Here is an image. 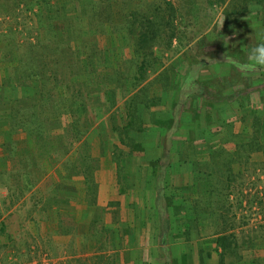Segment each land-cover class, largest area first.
Returning a JSON list of instances; mask_svg holds the SVG:
<instances>
[{
  "label": "rangeland",
  "instance_id": "374dc122",
  "mask_svg": "<svg viewBox=\"0 0 264 264\" xmlns=\"http://www.w3.org/2000/svg\"><path fill=\"white\" fill-rule=\"evenodd\" d=\"M84 1L87 0H0L2 143H9V137L14 135L4 124H7L9 111L18 113V100L22 96L18 83L23 70L19 61L23 57L27 69L34 68L37 74L44 71L39 90L48 88L52 94L50 108L47 111L38 109L35 118V122L44 126V132L49 133L47 148L38 151L37 157L51 149V139L55 138L60 152H67V148L76 140L81 141L78 155L81 159L82 156H89L93 148L100 147L96 132L101 133L100 137L108 135L109 139V129L122 128L125 123L118 114L113 115V107L127 97L123 90H131V86L137 83L135 78H140L139 66L144 61H147L148 70L144 74L145 80L140 82L137 89L154 81L161 68L169 67L165 72L170 75L174 57L178 54L184 56L182 60L189 66L209 62L210 65H201L199 71L193 72L195 77L198 76L197 81L204 82L209 88L224 91L242 88L249 93L264 88V77L260 79V75H257L256 79L252 75L253 70H242L246 62L244 47H252L258 42V35H264L262 6L246 4V0H228L223 5H211L213 0H168L179 10V39L175 38L172 51H167L165 44L159 46L155 42V55L148 51L142 57H136L133 45L139 29L135 30L134 35L119 33L117 38L111 34L106 36L103 33L111 20V15L105 16L106 7L108 4L111 6V22L120 28L132 12L145 11L150 3H161L166 8L165 1L95 0L99 9L93 10L92 14L86 11L87 3ZM94 15L98 16L96 20ZM258 15L259 20L255 19ZM95 28L101 31L97 32ZM231 61L237 63L228 64ZM45 78L50 79L47 87ZM112 84L118 86L116 105L112 104L114 99L109 100L108 96V85ZM110 89H114L113 86ZM141 96L139 99L145 97L142 93ZM261 99L264 101V97ZM74 105L76 108H73ZM77 107L84 110L77 112ZM259 108L263 109L264 106ZM218 110L213 108L209 113L213 119L212 128L218 126ZM97 112L100 116L104 115L102 121L98 120ZM75 122L78 124L75 125ZM250 124L251 120L248 127H251ZM248 131L252 133V130ZM118 135L121 137L119 130ZM14 137L25 139L24 134ZM231 138L234 143L230 149L232 151L224 149L226 160L221 159L219 163L215 161L216 158L212 159L215 169L211 171L212 177L209 179L213 183L211 187L215 188V200L227 201V210L223 212L226 222L220 219L223 221H220L223 225L221 231H224V235H235L228 249L224 252L221 250L220 255H224V260L219 255L215 264H264V152L262 147L259 150L247 147L239 152L237 138ZM112 139L115 140L113 136ZM2 150L4 156L6 154L8 157L9 169L0 164V211L10 215L6 224L3 216L0 220V264H67L71 253L64 248L62 234L66 228L63 219H59V224L56 222V227L51 225L54 210L58 212L63 204L59 192L64 189L65 182L57 183V180H72L85 167H88V174L93 179L92 167L82 160L71 165L72 171L66 166L64 170L67 173L53 175L56 181L54 177L47 178L39 192L36 188L42 180L40 175L35 174V163L30 165L31 168L26 163L21 170L19 162L16 161L17 167L11 163L18 157ZM20 151L29 156L24 144ZM39 158L40 169L43 168L44 158ZM195 166L200 168L202 178H208L210 171L205 172L202 166ZM35 179L39 180L36 186ZM2 193L6 196L2 197ZM39 206L40 213L37 211ZM214 211L218 215L222 213L217 208ZM192 261L189 260L190 263ZM206 262L212 264L209 260Z\"/></svg>",
  "mask_w": 264,
  "mask_h": 264
},
{
  "label": "crops",
  "instance_id": "0c3cea01",
  "mask_svg": "<svg viewBox=\"0 0 264 264\" xmlns=\"http://www.w3.org/2000/svg\"><path fill=\"white\" fill-rule=\"evenodd\" d=\"M183 57L179 54L174 57L170 75L165 72L169 67L161 68L154 81L137 91L127 93L128 89L123 90L127 97L120 101L121 105L115 104L113 115L118 114L124 126H117L114 131L109 129V139L108 135L100 137L101 133L96 132L100 147L95 150L93 148L89 156L84 154L86 156L81 159L78 157L81 141H76L67 148V154L61 160H46L43 168L37 169L42 181L36 189L40 192L46 179L65 173L66 166L72 171L71 165L82 160L92 167L93 179L88 174V167H85L79 171V176L70 181L57 180V183L65 182L64 189L59 192L63 204L58 212H52L54 221L51 225L56 227L59 219H63L66 228L62 234L64 248L71 253L69 264H201V256L207 257L208 249L212 250L213 255V260L209 262L215 264L218 259L221 249L217 253L216 244L203 243L224 235L221 231V214H216L214 210L205 213L201 209H191L194 202L216 197L210 196L211 193L207 191L213 183L209 178H202L200 168L195 165L209 172L215 169L212 159L216 158L218 163L221 159L226 160L224 149L232 151L230 149L234 143L231 137L245 131L249 120L243 125L245 110H239L237 101L233 102L235 99H232L233 92L242 91V88L224 91L230 101L220 105L215 88L197 81L198 76L195 77L193 73L194 70L199 71L200 63L189 66L183 62ZM112 86L114 88L117 85H108V88ZM260 88L251 92V104L256 108L264 106L260 97L264 88ZM141 89L148 92L143 99L157 98V105H152L148 110L141 109L145 119L144 131L133 130L129 135L122 134L130 121L126 113L127 103L135 96H138L136 99L142 98ZM35 91V99L38 101L39 85L35 86ZM243 94L248 95L249 91L244 90ZM108 96L109 100L114 99L111 94ZM238 100L241 102V98ZM99 104L104 106L103 103ZM213 108L220 110L217 128H212L211 124L213 119L209 113ZM98 112V120L102 121L104 115L100 116ZM154 118L160 121L159 126L153 124ZM122 139L125 140L124 144ZM3 144L0 139V164L8 170ZM74 146L75 149H72ZM195 185L196 191L193 190ZM5 196L2 193V197ZM171 197H174L177 204L184 205L180 207L183 214L187 209L193 217L206 218V222L199 228L197 224L194 225V239L188 243H174V238L169 234L178 230L173 232L172 227L166 228L170 213L171 217L173 214V210L166 207ZM37 211L40 213L41 206ZM4 214V211H0V220L3 216L6 224L10 213ZM216 218L220 221L217 222ZM179 231L183 230L180 228ZM189 260H193L192 263Z\"/></svg>",
  "mask_w": 264,
  "mask_h": 264
},
{
  "label": "trees",
  "instance_id": "16d2710c",
  "mask_svg": "<svg viewBox=\"0 0 264 264\" xmlns=\"http://www.w3.org/2000/svg\"><path fill=\"white\" fill-rule=\"evenodd\" d=\"M107 1V0H106ZM105 1V2H106ZM161 1V0H160ZM166 4V8H163L161 3H153L149 4L148 9H145V11L137 10L129 14L127 17V21L124 22L123 26H120V28L115 27L116 23L111 22L112 20V11H110L111 6L108 4V7H106V12L105 16L111 15L110 21L107 23L106 30L103 34H107L106 36L118 35L119 33H128L129 35H134L137 29H139V33L137 34L136 41L133 45L134 53L136 54V57H142L143 54L147 53L148 51L151 52L152 54L155 55L154 52V45L155 42L159 46H162L165 44L167 47V51H172L173 45H174V40L175 38L179 39V34H178V25H177V20L180 18L179 16V10L174 6L173 3H171L168 0H164ZM228 0H213L211 2V5L215 4H225ZM86 2V11L92 14L93 10H98L99 7H97V3L95 0H87L84 1ZM104 3V2H102ZM246 4H253L256 6H262V17L261 19H264V0H246ZM260 15H258L255 19L259 20ZM95 20L98 18V16L94 15ZM97 29V28H95ZM136 30V31H135ZM101 30L97 29V32H100ZM117 38V37H116ZM135 40V39H134ZM35 49V48H32ZM27 59V57H26ZM229 60V58H228ZM25 63V65H24ZM237 62L231 61V63L228 64H236ZM19 64L22 66V76L19 78V87L22 92V98L18 100L19 103V108H18V113L17 111H9L7 116V124H4L6 126H9L11 134L17 135V134H24L25 139L20 140L18 138H15L14 135V140L13 137H9V143H4L2 145V148L7 151L8 153L11 154L13 157H18L17 159L13 160L11 163L13 166L17 167V162H19L22 166L21 170L23 167L26 166V163H28V167L32 163H35V174L37 175V169L39 168V157H43L44 160H53L54 162H58L59 160L62 159V156L67 154L65 151L60 152V148H57L56 140L55 138H52V142L50 145V148L45 155H38V151H40L43 147L47 148L48 144V137L49 133L46 131L44 132V126L38 124L39 122H35V118L37 117V110L40 109L42 111H47L50 108V97L52 96L51 91L48 90V88H42L40 89V92H38L40 98L38 101L35 99V94L37 91H35V86L40 85L41 81H43L44 78L42 77V74H44V71H41V74H37L34 68L32 69H27L26 67V62L24 57L20 59ZM28 64V63H27ZM147 61H144L140 66H139V72L141 74L140 78L136 77L135 80L137 83L135 85L131 86V90L128 89L127 93H131L135 90L140 85V82L142 83L145 79V75L147 73ZM204 67L208 65L207 62L201 63ZM210 65V64H209ZM252 75L254 78L257 75L260 79L264 77V69L261 70H253ZM40 76V78H39ZM256 77V79H258ZM50 81L49 78H45L46 82V87L47 83ZM263 80H261V83ZM116 85V84H113ZM248 86V85H247ZM116 88L117 86L114 87V89H109L108 92L111 94L113 97L116 95ZM248 88V87H247ZM18 90L19 88L16 86L15 88ZM146 89H141V93L144 94V96H147V93L145 92ZM216 90V99L220 105H226L230 99L227 98V95L224 94V90L222 89H217ZM249 90V89H248ZM243 91H236L235 93L233 92V102H236L240 106L239 110H245V115L242 118V123L243 125H246L248 120H251V127H248L243 131L241 134L232 136L236 137L239 143H236L238 146V149L240 150L239 152H243L242 149H245L247 147L249 148H256V149H261L264 152V108H256L253 104H251V97L249 93L248 95H244ZM66 94L69 95L67 92ZM37 95V94H36ZM62 96V94H61ZM261 96L264 97V90L261 91ZM138 96L133 97V99L128 101L127 105V115L129 116L130 121L128 124L124 127V130L122 134H127L129 135V132L136 130V131H144V125H145V119L144 114H142L141 109L148 110V108H151L152 105H157V98H145L142 100L136 99ZM241 98V102L240 99ZM237 99V100H236ZM264 100V99H263ZM264 103V101H263ZM112 104H116V97L112 101ZM236 105L235 107L238 108ZM10 106V103L8 104V107ZM21 106V107H20ZM73 108H76V105L73 106ZM80 108L77 107V112ZM35 113V114H34ZM153 124L154 125H160V121L156 120V118L153 119ZM80 124V120H78ZM78 122H75V125L78 124ZM2 124V122H1ZM74 125V126H75ZM252 130V133L248 130ZM46 136V137H45ZM52 137V136H51ZM79 141V140H76ZM125 140L122 139V143L124 144ZM23 144L26 146V152L28 151L29 156H26L22 151H20V147L23 146ZM37 148V149H36ZM4 158L6 161H8V157L5 154ZM43 160L42 164L45 162ZM17 161V162H16ZM88 164V163H87ZM31 168V167H30ZM212 177V172L210 170L208 174V178L210 179ZM231 181V179H230ZM38 181L36 179L34 180V184L36 186ZM33 185V183L31 182ZM29 187V186H28ZM193 190L196 191V185L193 187ZM211 193L210 196H214L216 194L215 188L211 187V185L207 188V191ZM174 197H171L168 199L166 203L167 209H172L173 214L171 217L170 213V218L166 222L169 223L167 227H172L173 232H176V229L178 230L176 233L170 232V236L174 238V243L175 242H180L184 241L185 243H188L192 241L193 238V229L194 225L197 224V227L199 228L206 222V218L204 217H193L192 213L190 210L185 211V214H183L182 210H180V207H184L182 204H177L175 200L173 199ZM226 202H224V199L220 201H216L214 197H209L205 198V200L200 201V202H194V204L191 206V209H194V211H197V209L204 210L205 213L210 212L211 210H214V208H217L220 213L221 219L224 220L223 212L227 210L226 208ZM202 206V208H200ZM213 215V214H209ZM216 217V216H215ZM212 219V218H211ZM221 220V221H222ZM216 221L219 222L220 220L216 218ZM222 221V222H223ZM175 225V226H174ZM164 227V225H162ZM180 228L183 231H179ZM219 230V228H217ZM201 231V230H200ZM202 232V231H201ZM224 232V231H223ZM217 233V231H216ZM235 238V235L231 234L229 235H223L221 234L218 236L216 239L213 240H205V244H211L214 243L216 244L215 251L219 253V249L225 250L228 249L229 242H231V239ZM166 241V239H165ZM201 243V244H202ZM208 254H207V259L201 256V264H207L206 260H213V255H212V250L208 249ZM222 261L224 260V255H220ZM223 264V263H222Z\"/></svg>",
  "mask_w": 264,
  "mask_h": 264
},
{
  "label": "clouds",
  "instance_id": "9594fccd",
  "mask_svg": "<svg viewBox=\"0 0 264 264\" xmlns=\"http://www.w3.org/2000/svg\"><path fill=\"white\" fill-rule=\"evenodd\" d=\"M223 21L221 22V26ZM257 43L246 49V62L242 65L243 71L264 69V35H258Z\"/></svg>",
  "mask_w": 264,
  "mask_h": 264
}]
</instances>
